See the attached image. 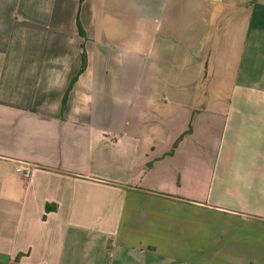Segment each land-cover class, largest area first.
Instances as JSON below:
<instances>
[{
  "label": "crops",
  "instance_id": "crops-1",
  "mask_svg": "<svg viewBox=\"0 0 264 264\" xmlns=\"http://www.w3.org/2000/svg\"><path fill=\"white\" fill-rule=\"evenodd\" d=\"M0 264H264V0H0Z\"/></svg>",
  "mask_w": 264,
  "mask_h": 264
},
{
  "label": "trees",
  "instance_id": "trees-1",
  "mask_svg": "<svg viewBox=\"0 0 264 264\" xmlns=\"http://www.w3.org/2000/svg\"><path fill=\"white\" fill-rule=\"evenodd\" d=\"M77 31L80 37H83V31L81 27L77 24ZM79 53H80V70L83 68L85 64V54H84V49H83V43H80L79 45ZM73 81V79L70 80V83Z\"/></svg>",
  "mask_w": 264,
  "mask_h": 264
},
{
  "label": "built area",
  "instance_id": "built-area-1",
  "mask_svg": "<svg viewBox=\"0 0 264 264\" xmlns=\"http://www.w3.org/2000/svg\"><path fill=\"white\" fill-rule=\"evenodd\" d=\"M31 171V165L30 164H24L23 166H16L15 172L19 173L21 176L26 177L29 175Z\"/></svg>",
  "mask_w": 264,
  "mask_h": 264
}]
</instances>
